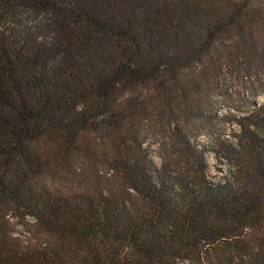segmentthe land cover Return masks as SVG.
Masks as SVG:
<instances>
[{
  "label": "trees",
  "instance_id": "trees-1",
  "mask_svg": "<svg viewBox=\"0 0 264 264\" xmlns=\"http://www.w3.org/2000/svg\"><path fill=\"white\" fill-rule=\"evenodd\" d=\"M261 96L264 0H0V264H264Z\"/></svg>",
  "mask_w": 264,
  "mask_h": 264
},
{
  "label": "rangeland",
  "instance_id": "rangeland-1",
  "mask_svg": "<svg viewBox=\"0 0 264 264\" xmlns=\"http://www.w3.org/2000/svg\"><path fill=\"white\" fill-rule=\"evenodd\" d=\"M257 102L259 104H264V96H261L258 98ZM151 156L153 160L158 163V160L156 158V148L152 147L151 149ZM207 163H208V175L209 179L214 182L223 181L228 176V168L224 163L218 162L214 159L212 155L207 156ZM18 230H21L20 228H17Z\"/></svg>",
  "mask_w": 264,
  "mask_h": 264
}]
</instances>
